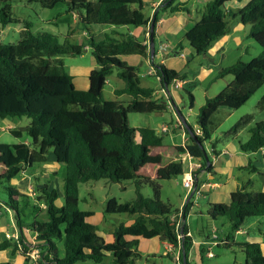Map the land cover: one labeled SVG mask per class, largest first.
<instances>
[{
  "label": "trees",
  "instance_id": "1",
  "mask_svg": "<svg viewBox=\"0 0 264 264\" xmlns=\"http://www.w3.org/2000/svg\"><path fill=\"white\" fill-rule=\"evenodd\" d=\"M10 1L0 0L3 27L13 24ZM35 1L44 9H54L58 4L65 3L69 6L68 12L78 14L80 23L89 35V47L97 68L89 76V88L78 90L60 57L82 55L85 46L69 42L62 44L58 36L47 32L35 35L29 22L25 23L18 43L0 44V118L30 119L25 132L31 140L29 145L19 143L6 147V169L0 177V185L3 182L11 184L28 168L46 163V155L51 149L56 161L66 165L63 205L57 204L58 192L50 190L48 185H41L37 179L35 197L13 186L6 188L9 194L6 206L15 212L17 226L20 229L28 227L36 234V248L41 252L39 260L43 264H78L86 261L102 264L108 254L112 255L113 264H137L142 259L137 250L139 239L158 238L177 247L179 235L172 217L174 214L181 215L180 219L187 217L191 201L185 204L181 214L178 211L172 213L161 200L160 182L183 176V162L164 164L161 156L152 155L153 149L163 147V138L158 131L149 127L132 128L128 123L129 114H162L168 107L161 99H156L154 89L142 86L134 67L120 60L122 56L143 55L142 48L146 49L147 46L132 35L116 39L106 34L103 40L96 41L89 30L95 25L147 28L155 17V38L161 12L176 14L190 13V10L182 3L176 4L178 0H164L150 19L143 11L142 0H98L97 4L88 0ZM231 1L234 0H210L198 13L201 19L186 34L185 40L198 56L206 55L211 46L230 31L227 21L230 16L250 27L249 37L261 47L262 53L250 62L238 61L223 67L214 81L227 76H233V81L222 93L207 99L200 109L197 116L200 134L190 127V132L184 130L190 142L176 147V151L201 163L198 174L206 169L212 173V161L205 143L211 141L220 128L218 113L227 109V115H230V112L239 110L264 86V0H252L244 8L227 12L226 4ZM155 66L161 87L164 84L170 87L182 79L173 69L160 64ZM115 69L119 70L117 77L124 82V87L115 90L114 94L117 97L129 96L127 105L104 98V88ZM189 99L192 106L194 97L191 93ZM258 107L264 110V98ZM251 122V116L243 117L225 136H238ZM249 133L250 137L240 145V151L245 154L263 151L264 122L256 124ZM14 134L18 135L16 132ZM212 147V153L219 155L215 144ZM205 154L210 162L209 168ZM149 167L156 168L154 178L145 171ZM102 179L119 184L134 182L136 186L133 201L120 204L112 199L107 203V215L136 216L133 224L121 225L114 232V241L109 244L98 235L97 227L87 222L94 214L79 209L80 185ZM147 185L152 188L154 199L143 196L142 189ZM42 206L47 209V220L40 222L35 219L26 224L25 209H32L37 216ZM208 214L213 220L227 217L232 232L236 233L247 219L264 218V192L238 189L232 193L229 204H211ZM183 232L181 262L189 264L193 242L187 236L186 227ZM230 238L232 236L228 235L227 240ZM20 243L21 247L15 242V250L27 256L29 248L22 239ZM61 243L64 247L63 257L60 256ZM10 245L11 241H5L0 245V250ZM234 245L245 254V264H264L260 244L241 242ZM206 253V248L202 247L201 259Z\"/></svg>",
  "mask_w": 264,
  "mask_h": 264
},
{
  "label": "rangeland",
  "instance_id": "2",
  "mask_svg": "<svg viewBox=\"0 0 264 264\" xmlns=\"http://www.w3.org/2000/svg\"><path fill=\"white\" fill-rule=\"evenodd\" d=\"M92 4H97L98 0H88ZM245 0H243L244 2ZM186 2L185 0H178L176 4ZM192 2L189 3V12H184V16L187 20L200 21L201 16L198 14L196 9L192 8ZM11 7L12 16L11 19L13 24L6 27L2 26L0 21V44H16L21 39V33L24 30L25 23L29 22L32 24V33L37 35L38 33L47 32L58 36L60 42L63 44L69 42L72 45L80 47H89V35L84 30L82 24L78 19V14L68 12V5L65 3L58 4L54 9H44L35 0H11L9 3ZM203 10V9H202ZM227 10H232L227 8ZM235 11V10H233ZM145 15L149 18L154 16L152 9L148 6L144 9ZM175 14L171 13H160V18H169ZM190 20V21H191ZM230 28L233 30V37L224 49L227 50L228 59L225 61H220L221 57L218 53H208L206 55L198 56L190 44L183 38L177 46L180 48L178 51L180 55H184L181 59L179 56L174 58L171 56L170 67L177 71L182 79V89H175L172 85L171 89V100L169 101V107L166 106L165 112L162 113V118H158L156 114H129L128 123L132 128L149 127L155 130H159V125L167 126L169 132L166 134H161L163 138V149H173L174 144H181V137L183 130L177 127V118L181 120V123L185 122L187 126L197 130V116L200 109L205 105L207 99H211L222 93L227 87L228 83L233 81V76H227L224 79L214 81L217 73L226 66L232 65L238 61L250 62L257 58L261 53V47L249 37L250 27L243 25L240 20L233 19L230 16L227 17ZM194 23V21H191ZM238 23L241 26L236 28ZM113 31L117 35L128 36L134 34L136 40L143 42L144 37L142 34V27H113ZM141 29V33L139 31ZM236 29V30H235ZM90 33L94 35L96 41L99 39L100 26H92L90 28ZM110 30L107 33L110 34ZM119 37V36H118ZM161 43L172 44L175 42L169 37V34L161 32L160 34L155 32L154 46L156 54L160 51ZM181 43V44H180ZM150 49V42L149 47ZM182 48V49H181ZM133 56V55H132ZM135 56V55H134ZM162 57L165 54H161ZM63 61L67 72L73 77V83L75 87L79 90L83 84L85 88V81L88 78V74L93 68H97L96 61L91 53V49H82V55H65L60 57ZM214 59V62L210 60ZM121 60V59H120ZM122 61V60H121ZM124 62V61H122ZM161 60L157 59L156 64L159 65ZM125 63V62H124ZM127 64V63H126ZM129 65V64H127ZM137 70V74L141 79L143 87H150L152 89L161 90L160 85L155 77H146V64H133L129 65ZM119 70L115 69L112 76L108 78L107 84L104 88L103 95L107 101H119L124 105H127L130 101L129 96H115L114 92L117 89L124 87V82L117 77ZM87 87V86H86ZM189 93L194 97V103L191 106L189 99ZM164 100L166 99L163 95ZM264 98V86L259 89V91L239 110L229 112L227 109H222L217 118L221 121L220 128L218 132L213 136L211 141L205 143V148L210 156L214 167L217 169H223L227 165L228 157L222 155L221 158H216L212 153V146L215 144L218 153H223L226 149L228 143L234 142L236 145L243 144L247 142L250 137L249 130L256 124L264 122V110L259 109L258 105L260 101ZM163 101V100H162ZM167 102V101H166ZM171 105V106H170ZM172 108V109H171ZM178 112L181 114L178 115ZM245 116H251V124L242 130L238 136L229 137L225 136L238 121H240ZM7 119V118H6ZM5 119L0 118V147L13 146L15 144L24 143L29 141L25 128L30 124V119L14 118L9 120V122L4 121ZM184 120V121H183ZM17 121V122H16ZM12 125L15 129L10 131L6 129L5 126ZM4 126V127H2ZM3 129V130H2ZM14 132L18 133L16 136ZM239 146V145H238ZM183 147V146H182ZM177 152V151H176ZM1 153V152H0ZM157 154L156 149L152 150V155ZM47 161L42 164H35L26 170L33 181V185L37 186V180L41 185L52 186L58 194L59 200L58 205L64 204V180L66 177V165L58 163L55 160L53 150H49L46 155ZM176 161H182L184 165V171L189 172V164L199 163L197 160H191L187 158L183 161L182 158L177 157ZM173 161V162H176ZM253 166L258 169V172H264V167L262 166V159L259 155L254 154L252 158ZM166 164L171 163L172 160H165ZM194 162V163H193ZM165 164V163H164ZM43 174H47V177H42ZM216 179L210 181L208 178L207 170L202 171L198 174L197 178L200 184L205 182L217 183L220 186L226 184L229 181L228 172L219 173L216 172ZM233 176L239 178L242 182H246L249 177H252L254 185L257 189L247 190L248 192H259L261 190V182L259 181V175H254L249 171L241 172L235 170ZM254 175V176H253ZM183 176H178L174 180L160 182L161 186V200L164 204L168 205L170 211L175 213L183 203L184 197L187 199L190 195L187 194V189L183 186ZM13 186L18 188L17 183L9 184L3 182L0 185V204L3 205L0 213V230L12 233L13 223L15 220V212L9 209L11 212L4 208L6 203L9 201V194L6 190L7 187ZM223 187V188H222ZM228 187L221 186L219 189L203 191V197L197 198L196 195L191 199V207L189 213L191 214L188 227L192 230L196 238H202L207 234H210V238L213 234H217L220 239L224 235H231L232 241L235 233L232 232L230 228L229 219L227 217H220L217 220L210 218L208 212L210 210L211 204H229L230 199L227 195ZM142 194L145 198L154 199V192L150 186H144L142 189ZM136 198V186L134 182H127L124 184L113 183L110 180L102 179L97 182H90L80 185L79 188V209L83 212H92L93 217L87 220L88 223L94 225L98 229V235L103 238L106 244L112 243L114 241V232L121 226H130L134 223L136 216L129 215H107L105 210L107 203L115 199L120 204L126 202H131ZM8 208V207H7ZM179 212V211H178ZM26 219L24 220L26 224L32 223L37 216L32 212V209H25ZM175 219L173 222H179V216L175 214ZM41 220H46V212L41 216ZM22 218H25L22 215ZM40 220V219H39ZM253 221L262 222L260 224L252 225ZM246 232H251V235L258 233V230L264 231V218H250L244 222L242 227ZM2 235V234H1ZM0 235L2 239L3 236ZM238 242H246V237H236ZM60 245V244H59ZM61 248L64 250L63 243H61ZM202 248V247H201ZM200 248V249H201ZM207 248V247H203ZM214 258H207L204 256L202 259V264H245L246 256L242 250L234 245L226 248L222 245L209 247ZM137 250L141 253L142 259L138 261L137 264H173L172 260L168 257L163 256L164 247L158 238L155 240H144L139 239V245ZM113 258L111 254H108L104 259L102 264H113ZM78 264H95L93 261H86ZM189 264H199L193 258H191Z\"/></svg>",
  "mask_w": 264,
  "mask_h": 264
},
{
  "label": "crops",
  "instance_id": "3",
  "mask_svg": "<svg viewBox=\"0 0 264 264\" xmlns=\"http://www.w3.org/2000/svg\"><path fill=\"white\" fill-rule=\"evenodd\" d=\"M142 1L144 3L143 11H144L145 7L149 6L152 9V13H154L160 6V5L159 6L157 5L158 0H142ZM185 1L186 2H183L185 8H188L189 3L192 2L191 3L192 8L196 9L197 12H198V11L202 10L205 7V5L210 0H185ZM251 1L252 0H245L244 2H243V0L231 1V2L226 4V11L230 12V11H233V10L244 8ZM227 8L232 9V10H227ZM149 18L151 19L152 17H149ZM190 20H191V18H190ZM190 20H187L185 18L183 12L176 13L174 16L169 17V18H160V20H159V22H158V24L156 26V32L159 33V34L161 32H165V33L169 34V37L171 39H173V41L175 42L174 45L168 44L170 48H169L168 52L165 54L164 57L161 56L162 53L160 51L153 56L151 54V49H149L148 46H147L146 49L142 48V51H144L143 55L136 54L135 56L134 55L133 56L132 55L131 56H122V57H120V59L122 61H124L125 63L129 64V65L146 64V66H145L146 69L149 67L150 63H152L154 66L157 65L156 64V60L159 59V60H161L160 65H164V66H166L169 69H174V68L169 66V64L172 62L171 61V56H173L174 58L179 56L181 59H183V57L180 55V52L178 51V49L180 47L177 46V45L179 44V42L183 38L185 39L186 34L194 27V25L197 22H199V21L195 22V20L193 19L191 21H194V23H192ZM240 26H241V23H238L236 28H238ZM108 29L111 31L110 35H113L112 37H114L116 39H122L123 35L114 34L115 32L113 31V29H114L113 27L100 26V32H99L100 36H99L98 41H101V40H103L105 38V35L108 34L107 33ZM150 29H151V25L148 26L147 28L142 27V34H143V37H144V40L142 42L143 46L147 45L148 35H150ZM139 31L141 33V29H139ZM131 35L136 38V36L134 34H131ZM232 37H233V30H232V28H230V31L228 32V34L225 35L224 37L218 39L211 46L209 52L210 53H218L219 56L221 57L220 61H225L226 59H228V54H227V50L224 49V47L227 44H229L230 40H232ZM149 40H150V38H149ZM85 49L89 50L90 48L85 47ZM210 61L215 63L214 59H211ZM94 69L95 68H93L90 72H92ZM90 74L91 73L88 74V78L85 81V84H86L87 87L85 86V88H83V84H80L82 90H87L89 88V76H90ZM157 81H158V83L160 85V89L161 90L160 91L156 90V99L163 100V102L165 104H167L168 107H169V102L167 101V99L164 100V98H163L162 87H161L160 81L158 79H157ZM141 84H142V82H141ZM182 87L183 86H181V89H182ZM145 88H150V87H145ZM170 99H172L171 96H170ZM156 115L158 116V118H162V114H156ZM11 119H13V118L8 117L4 121L9 122V120H11ZM14 120H15V118H14ZM161 126H163V124L159 125V129H160ZM2 127H4V126H2ZM5 127H6V129H8L10 131H13L15 129L12 125H7ZM189 142H190V137L188 135H186L185 131L183 130L182 137H181V144L180 145L179 144L178 145L174 144V148L173 149H163V147L162 148H158V149H156L157 154H153V155L154 156H161L162 159H163V162L165 164H166V162H165L166 159H168V160L171 159L172 162H173V161H176L177 157H180V158H182L183 161H186L187 158H190V157L187 156V155L178 154L176 152V147L185 146V145L189 144ZM24 144L29 145L30 142L29 141H25ZM238 145H236L234 142H230V143H228V145H227V147H226V149L224 150L223 153L221 152V153H219V155H215V157L217 159L221 158L222 155L227 156L229 158L228 161H227V165L223 169H217V168L214 167V163H211L212 173L211 174L208 173V178H209L210 181H212V180L216 179V174H215L216 172H219V173L228 172L229 181L226 184L221 185V186L228 187V192H227L228 198L226 199V201L228 199H230V201H231L232 193H234L238 189L249 190L251 188V189H253V191H255V189H257L256 186L254 185V181H253L252 177H249L250 179H248L245 183L244 182L241 183L240 182L241 180L239 178H236V176H233L234 175L233 173H234L235 170L241 171V172H248V173L250 171L254 175H259L260 176L259 177V181L261 182V190L259 192H264V172H258V169L253 166L252 158H253L254 154L242 153L240 151L241 143L238 144ZM5 150H6L5 146L4 147H0V152H1L0 153V177L4 174L5 169H6L5 168V164H4ZM256 154L261 157L262 166L264 167V150L260 151V152H258ZM55 160H56V158H55ZM196 164H198V163H196ZM145 171L148 174H150L153 178L155 177V172H156V168L155 167H149ZM47 176H48L47 174H43L42 177L45 178ZM175 178H173L172 180H174ZM32 181H33L32 177L29 174H27V172L25 171V172L22 173V175L20 176L19 179L14 180L11 184L17 183V185H18L17 189L20 192H22V193L28 194L26 189H27L28 185L34 186ZM215 184H217V183H215ZM217 185H218L217 189H219L221 186L219 184H217ZM49 189L50 190H55L54 188H52V186H49ZM186 198L187 197L185 196L182 205L177 210V211H179L180 214L182 213V211L184 209V206H185L184 202H185ZM187 201H188V199H187ZM1 208H3V205L0 204V213H1ZM4 208L6 210L8 209L7 211L11 212L9 210V208H7V206L4 205ZM45 212H47V209L45 208V206H42V211L39 214H37V220L40 219L39 220L40 222H45L47 220V218H46V220H41V218H42L41 216ZM175 217L176 216L174 214L172 219H175ZM190 218H191V214L190 213H188L187 217H182L183 228L184 227L187 228V232H188V234L191 235L190 238L192 239V242H193V247H192V249L190 251L188 261L190 262L191 258H193L197 263L202 264V259H201V256H200V248L201 247H207L206 250L209 251V245H206V243L210 242L212 240V238H210V234H207L206 236H203L202 238H196L194 233L192 232V230L188 227V223L190 221ZM251 224L252 225L260 224L261 226L263 225L262 222H260V221H253ZM15 227L20 229L17 226L16 221L14 220L12 233L14 232ZM3 233H4V230L1 229L0 230V235L2 234L1 236H3V235L4 236H3L2 239L0 238V245L2 243H4L5 241H8L6 239V234L9 233V232H6L5 234H3ZM227 236L228 235H224L220 239V241H226V244H224V245L222 244V246L232 245V243L233 244L241 243V242L236 241V237L242 236V237H246V242L260 244L261 248H262V252L264 254V231H262V230H258V233H254V234L251 235V232H246L245 230L241 229L240 231L235 233L233 241H232V238L227 240ZM21 238L24 241V243L27 245V247L29 248V251H28L29 254L27 256H25V255H23L20 252V250H15V242L11 241V245L7 249L0 250V264H43L40 260L35 259L31 255V251L33 249H36V246L38 245V242H37L36 237L34 236V234L33 235L32 234H22ZM161 243H162V245L164 247L163 256H165V250H166V245L167 244H166V242H161ZM59 249H60V256L63 257L64 256V250L61 248V244L59 245ZM168 258H170V257H168ZM170 259L173 262V257L172 256H171ZM173 264H174V262H173Z\"/></svg>",
  "mask_w": 264,
  "mask_h": 264
},
{
  "label": "built area",
  "instance_id": "4",
  "mask_svg": "<svg viewBox=\"0 0 264 264\" xmlns=\"http://www.w3.org/2000/svg\"><path fill=\"white\" fill-rule=\"evenodd\" d=\"M164 0H158L157 5H161V3ZM150 35H148V42L147 45L149 47V40ZM169 45L161 43L160 45V50L162 51V54H166L169 50ZM184 58V55H181ZM145 76L146 77H155L156 79H158L159 81H161L160 76L158 75V71L156 66H154L152 63L149 64V67L146 69L145 72ZM175 89H181L182 86V82L181 81H175L173 84ZM172 85L170 87H162V94L165 96V98L167 99V101L169 102L170 96H171V89H172ZM177 127L181 125V120L179 118H177ZM169 132V128L167 126H161L160 129L158 130V133L161 134H166ZM197 133L200 134V131L197 130ZM192 160V158H190ZM202 168L201 163L199 162L198 164H189V172H186L184 174V179H183V186L185 189H187V194L190 195L192 192H194V195L197 196V198H202L203 197V191L205 189H208L210 191L215 190L218 188V185L215 183H211V182H205L200 184V182H198V178H197V171H199ZM27 193L28 195H30L31 197H35L36 195V191H35V187L32 185H28L27 186ZM181 215L179 216L180 219ZM173 220V219H172ZM176 222V221H175ZM174 222V223H175ZM176 227H177V231H178V240H179V244L177 247H175L173 244L166 242V250H165V256L166 257H173V262L174 264H182L181 262V240L184 239L185 235L184 233H181V229L183 227L182 224V219H180L179 222H176ZM22 234H34V236L36 237V234L28 227H24L22 229H18L17 227H15L14 232L13 233H7L6 234V239L9 241H14L16 242L19 247H21V235ZM188 237H191L190 234H187ZM212 240L208 243H206V245H209V247L212 246H220V245H224L226 244V241H220V237L217 234H213V236L211 237ZM21 249V248H20ZM29 254V253H28ZM31 255L39 260L41 257V252L39 249H33L31 251ZM205 256H207V258H213V254L211 253V249L209 248V251H207V253L205 254Z\"/></svg>",
  "mask_w": 264,
  "mask_h": 264
},
{
  "label": "water",
  "instance_id": "5",
  "mask_svg": "<svg viewBox=\"0 0 264 264\" xmlns=\"http://www.w3.org/2000/svg\"><path fill=\"white\" fill-rule=\"evenodd\" d=\"M140 9H142V6H139ZM154 28H155V17L152 19V23H151V29H150V49H151V54L154 56L155 55V46H154ZM164 87H168L166 84H164ZM178 115L181 116V114L178 112ZM184 121V120H183ZM181 130H185L187 132H190V128L189 126L186 125L185 122L181 123V125L179 126ZM205 158L207 159V163H208V168L210 166V162L208 160L207 155L205 154ZM207 170V169H206ZM194 197V192H192L188 198L187 202H190L191 199ZM181 233L183 234V227L181 229Z\"/></svg>",
  "mask_w": 264,
  "mask_h": 264
}]
</instances>
